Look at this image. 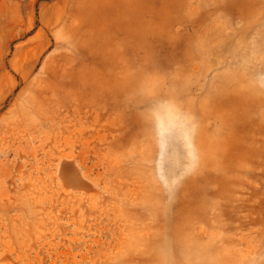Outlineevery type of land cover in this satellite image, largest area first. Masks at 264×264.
Listing matches in <instances>:
<instances>
[{"label":"rangeland","instance_id":"1","mask_svg":"<svg viewBox=\"0 0 264 264\" xmlns=\"http://www.w3.org/2000/svg\"><path fill=\"white\" fill-rule=\"evenodd\" d=\"M0 264H264V0H0Z\"/></svg>","mask_w":264,"mask_h":264}]
</instances>
